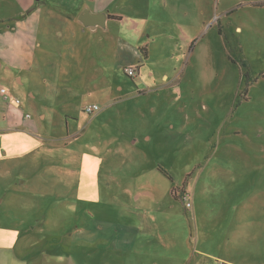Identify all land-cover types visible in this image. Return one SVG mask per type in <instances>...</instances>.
I'll return each mask as SVG.
<instances>
[{
  "label": "rangeland",
  "instance_id": "374dc122",
  "mask_svg": "<svg viewBox=\"0 0 264 264\" xmlns=\"http://www.w3.org/2000/svg\"><path fill=\"white\" fill-rule=\"evenodd\" d=\"M0 191V260L14 226L54 251L78 225L145 264H264V0H0Z\"/></svg>",
  "mask_w": 264,
  "mask_h": 264
},
{
  "label": "crops",
  "instance_id": "0c3cea01",
  "mask_svg": "<svg viewBox=\"0 0 264 264\" xmlns=\"http://www.w3.org/2000/svg\"><path fill=\"white\" fill-rule=\"evenodd\" d=\"M92 12L93 13H96V12L99 13V11H93V10H92ZM57 18H60V17L57 16ZM109 21H110V19L108 20V23H109ZM107 26H108V24H107ZM96 30H94L93 32L91 31V33H92L91 35L96 34L98 31V30L97 31ZM23 35H25V37H27L29 39L31 33L28 35L27 32H24ZM25 40H27V39H25ZM34 41H36V39H34V37H33V42ZM78 43H79V41L71 47V50L74 53L77 51L76 46L78 45ZM29 44H30L32 50H36V47H40L41 45L47 46V43H41V42H38L35 45H33L32 43H29ZM44 48H45V52L49 53L50 49H48L46 47H44ZM41 49H43V48H41ZM59 52L62 53L61 50H59ZM30 93H32V92H30ZM91 104H93V103H91ZM91 104H88V105H91ZM88 105H86V106H88ZM9 113H11V112H9ZM7 123L11 128H14L8 121H7ZM70 125L74 126V122L72 124H70V123L68 124V126H70ZM88 127L86 128V132H88L89 130H91L93 128H100L101 126H95L92 122V126L90 128H88ZM0 195H1V193H0ZM6 195H8V192ZM9 205H11V203H9L5 206L4 200L0 201V211L2 209H4V211H5L4 215H6V212L8 211V209H5V207H7ZM2 217H3V215L0 214V220L3 219ZM6 217L9 218L8 215H6ZM73 223L75 224L74 221H73ZM62 224H63V222H62ZM74 224L72 226H74ZM161 224H163V226H158V227L164 228L166 230V232L171 234V221H163ZM17 228H20V224H19V227H17ZM10 231L14 232V235L17 236V238H18V244L15 245V247L13 249L15 256H11L10 254H4L3 260H0L1 261L0 264H84L81 262L82 259H85L84 256H90L91 254H94L97 252L94 251L93 253H88V252L82 250V247L80 246V244H88L91 246H97V243L99 242L98 240H101V242L107 244L104 246L103 249L104 250L106 249L107 252L106 253L104 252V253L107 254L109 257H108V260L103 262L104 264H113V261H119V264H145V261H146V260H142L139 255H136L134 253L137 249V240H138V235H139L135 230H132L133 232L129 231L127 235L122 234V235H119V236L113 237V238L107 237L104 235L97 237V235L94 232L89 233L88 231H85V229L83 227H80L77 225L76 228L74 230H72V232H70V234H69L70 237L68 239V245L66 246V250H59V248L57 247L54 251L51 250V248L48 244V242H53V240H56V238H54V237H50L51 239L48 238V242L45 245L46 251H32L30 249V246H28L30 244V242L26 246L24 245V243H27L28 240H25L23 243L20 242L21 236L23 234L28 236V235H31L33 233V231H37L35 229V227H32L31 225L27 229H18V230L14 226V229L10 230ZM65 232H67V231H65ZM67 233H69V232H67ZM14 241L15 240L13 238L8 236L4 240L0 239V244L3 243V245H4V244L9 243L7 248L9 251H11V248L13 246ZM22 246L25 249V251L23 253H21ZM0 250H1V248H0ZM5 250H7V249H5ZM26 250H28V252ZM110 250H113L115 254H113V252H110ZM105 254L102 256V258H106ZM6 255L8 257V261L6 259ZM115 257H119V259H116ZM187 262L184 264H187ZM87 264H97V263H94V262L89 260V261H87Z\"/></svg>",
  "mask_w": 264,
  "mask_h": 264
},
{
  "label": "water",
  "instance_id": "95a60500",
  "mask_svg": "<svg viewBox=\"0 0 264 264\" xmlns=\"http://www.w3.org/2000/svg\"><path fill=\"white\" fill-rule=\"evenodd\" d=\"M109 19L108 13H93L88 9L79 17V21L92 30L97 28L106 29Z\"/></svg>",
  "mask_w": 264,
  "mask_h": 264
},
{
  "label": "trees",
  "instance_id": "16d2710c",
  "mask_svg": "<svg viewBox=\"0 0 264 264\" xmlns=\"http://www.w3.org/2000/svg\"><path fill=\"white\" fill-rule=\"evenodd\" d=\"M111 19L116 20V21H121L122 17H117V16H110ZM142 55L144 57L145 60H148V49L147 48H142L141 49ZM240 66L242 67V77H245L246 80V85L247 87H249V85L251 84L252 80H250V74L248 72V66H246V63L244 60H240L239 61ZM159 171H161L171 182H174V178L172 175H170L164 168L162 167H158ZM184 187H186V185H184ZM177 188H175L173 190V195L177 198L176 192H177Z\"/></svg>",
  "mask_w": 264,
  "mask_h": 264
},
{
  "label": "built area",
  "instance_id": "2783aa9c",
  "mask_svg": "<svg viewBox=\"0 0 264 264\" xmlns=\"http://www.w3.org/2000/svg\"><path fill=\"white\" fill-rule=\"evenodd\" d=\"M128 71H129L128 74L131 77L138 75V72L136 71L135 68L128 69ZM1 93L5 95L7 100H9V93L6 89H1ZM17 103H20V101H17ZM100 111H101V108L96 104H91V105H88L84 108V112L89 116L96 115Z\"/></svg>",
  "mask_w": 264,
  "mask_h": 264
}]
</instances>
